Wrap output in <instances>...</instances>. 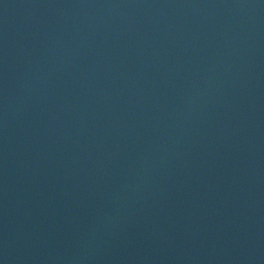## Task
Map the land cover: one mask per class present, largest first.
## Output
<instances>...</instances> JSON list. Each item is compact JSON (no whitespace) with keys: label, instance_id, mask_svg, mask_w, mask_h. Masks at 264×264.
I'll list each match as a JSON object with an SVG mask.
<instances>
[{"label":"water","instance_id":"water-1","mask_svg":"<svg viewBox=\"0 0 264 264\" xmlns=\"http://www.w3.org/2000/svg\"><path fill=\"white\" fill-rule=\"evenodd\" d=\"M0 264H264V0H0Z\"/></svg>","mask_w":264,"mask_h":264}]
</instances>
